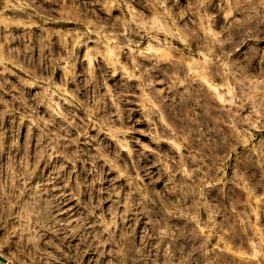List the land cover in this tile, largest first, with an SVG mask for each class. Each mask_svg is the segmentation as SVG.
<instances>
[{"label": "rangeland", "instance_id": "obj_1", "mask_svg": "<svg viewBox=\"0 0 264 264\" xmlns=\"http://www.w3.org/2000/svg\"><path fill=\"white\" fill-rule=\"evenodd\" d=\"M0 255L264 264V0H0Z\"/></svg>", "mask_w": 264, "mask_h": 264}, {"label": "bare ground", "instance_id": "obj_2", "mask_svg": "<svg viewBox=\"0 0 264 264\" xmlns=\"http://www.w3.org/2000/svg\"><path fill=\"white\" fill-rule=\"evenodd\" d=\"M248 16H249V15H248ZM155 18L158 19L157 16H156ZM244 18H245V17H244ZM246 21H247V20H246ZM256 24H257V23H256ZM207 30H208L209 32L214 33L213 29H212L210 26L207 28ZM240 35H241V34H240ZM210 42H211V41H210ZM209 47H210V46H209ZM209 47H208V48H209ZM208 48H207V49H208ZM221 49H222V48H221ZM208 51H209V50H208ZM208 56H209V55H208ZM198 63H199V62H198ZM207 64H208V62H207ZM199 65L202 66L201 62L199 63ZM192 67H193V66H190V68H192ZM211 68H212V67H211ZM198 69H199V68H198ZM199 71H200V70H199ZM212 74H213V73H212ZM213 76H214V75H213ZM203 78H204V77H203ZM205 78H206V77H205ZM205 78H204V79H205ZM197 79H198V78H197ZM202 80H203V79H202ZM211 81H212V79H211ZM211 81H209L208 78L206 79V82H207L210 86H212L213 89L218 90V87H217L215 84H212ZM206 82H205V83H206ZM203 85H204V84H203ZM206 85H207V84H206ZM202 87H203V86H202ZM205 89H206V88H205ZM219 93H220V91H219ZM202 94H203V93H202ZM221 95H222V94H221ZM222 96H223V95H222ZM203 97H204V96H203ZM211 97H212V96H211ZM206 98H207V97H206ZM223 98H224V100H226L224 96H223ZM213 100H214V99H213ZM208 101H209V100H208ZM208 101H207V102H208ZM256 213H257V215H258V212H256ZM257 215H256V216H257ZM233 226H234V225H233ZM232 228H233V227H232ZM233 233H234V232H233ZM234 236H235V235H234ZM232 240H233V239H232ZM234 242H235V241H234ZM256 244H257V243H256Z\"/></svg>", "mask_w": 264, "mask_h": 264}, {"label": "water", "instance_id": "obj_3", "mask_svg": "<svg viewBox=\"0 0 264 264\" xmlns=\"http://www.w3.org/2000/svg\"><path fill=\"white\" fill-rule=\"evenodd\" d=\"M0 260L5 261V258L2 255H0Z\"/></svg>", "mask_w": 264, "mask_h": 264}, {"label": "flooded vegetation", "instance_id": "obj_4", "mask_svg": "<svg viewBox=\"0 0 264 264\" xmlns=\"http://www.w3.org/2000/svg\"><path fill=\"white\" fill-rule=\"evenodd\" d=\"M247 58H249V55H246Z\"/></svg>", "mask_w": 264, "mask_h": 264}]
</instances>
